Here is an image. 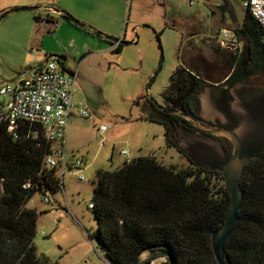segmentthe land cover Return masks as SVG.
<instances>
[{"label":"rangeland","instance_id":"1","mask_svg":"<svg viewBox=\"0 0 264 264\" xmlns=\"http://www.w3.org/2000/svg\"><path fill=\"white\" fill-rule=\"evenodd\" d=\"M18 6L35 8L0 17V83L18 82L21 72L44 63L49 53H66V64L74 74V107L67 120L65 152L85 163L80 171H65L63 177L58 173L71 213L66 212L61 188L49 195L48 203L40 192L27 202L39 214L33 244L47 262L108 264L97 240L90 236L96 221L88 204L97 170H114L141 155H154L164 165L189 163L186 155L166 144L163 126L145 116L148 102L163 103L161 93L192 44L214 73L208 75L200 67V75L208 80L198 94L202 120L194 122L193 134L178 131V147L199 164L198 154H214L219 142L226 141L228 154L233 152V136L228 131L242 137L246 128V133L260 127L264 131V122L256 119L264 116L262 73L228 86L224 100L214 103L213 99V81L222 72L228 73L230 66L221 64L223 56L216 57L209 46L216 45L218 36L234 35L232 30L240 26L246 9L242 0H0V16ZM60 7L79 22L84 20L87 30L67 23L58 27L62 16L56 10ZM222 29L230 31L227 37ZM108 37L125 41L119 52L112 50L115 42L110 43ZM233 40L221 46L226 57L237 56L243 49L244 39ZM93 48L99 51L80 55L81 50ZM7 98L0 94V103ZM78 109L89 116L81 117ZM221 122L233 124L232 129L221 127ZM102 125L105 131H100ZM79 175L85 179L79 180ZM153 260V264L166 262Z\"/></svg>","mask_w":264,"mask_h":264},{"label":"trees","instance_id":"2","mask_svg":"<svg viewBox=\"0 0 264 264\" xmlns=\"http://www.w3.org/2000/svg\"><path fill=\"white\" fill-rule=\"evenodd\" d=\"M61 16L85 29L83 22H73L67 12ZM232 31L234 37L245 40L237 56L226 57V50L218 43L209 46L230 66L220 83L224 93L250 74L264 75L261 24L245 9L242 23ZM107 39L110 43L118 41L112 48L115 52L125 43L122 38ZM190 47L195 55L196 48ZM64 59L62 53L46 55V60L58 64H64ZM206 84L198 63L185 58L172 71L169 85L161 93L163 103L150 101L146 107L145 119L163 126L166 144L186 155L187 165H164L154 155H141L114 170H97L89 202L96 228L90 236L97 240L108 264H131L138 254L152 247L169 249L173 264L218 263L210 234L227 216L231 200L227 183L221 172L206 170L193 161L175 140L178 131L195 133L194 122L202 120L198 94ZM34 131L38 132L35 137ZM15 132V136L8 132V124L0 119V264H58L36 253L33 239L39 214L27 205L37 192L50 195L64 189L58 168L44 164L52 145L38 124L22 122ZM240 183L237 226L225 240L223 253L230 264H264V144L248 161Z\"/></svg>","mask_w":264,"mask_h":264},{"label":"built area","instance_id":"3","mask_svg":"<svg viewBox=\"0 0 264 264\" xmlns=\"http://www.w3.org/2000/svg\"><path fill=\"white\" fill-rule=\"evenodd\" d=\"M243 6L257 19L264 29V0H242ZM223 35L227 37L229 30L222 29ZM220 46L233 43L234 35L225 39L217 37ZM118 41L115 42V45ZM22 77L15 83H0L1 96L8 97L4 103H0V119L8 124V132L16 135L15 128L22 122L32 125L38 124L44 137L51 143V153L46 155L44 161L47 167H57L62 172L72 171L74 168L82 169L84 160L67 157L65 148V132L67 130V120L74 107L73 84L74 74L67 75L61 71L54 61L46 60L39 66H31L21 72ZM77 113L81 117H88L89 113L84 109H78ZM106 126L102 125L100 131H105ZM37 131L33 132V137L37 136ZM122 153L129 155L126 150ZM79 180H84L83 175L78 176ZM63 200L67 213H71L69 204L64 197ZM43 200L49 202V194L45 193ZM88 207H92L91 203ZM151 260L148 264H152Z\"/></svg>","mask_w":264,"mask_h":264},{"label":"water","instance_id":"4","mask_svg":"<svg viewBox=\"0 0 264 264\" xmlns=\"http://www.w3.org/2000/svg\"><path fill=\"white\" fill-rule=\"evenodd\" d=\"M35 6H18L11 8L8 11H15V10H25V9H34ZM8 11L2 13V16L8 13ZM73 22L79 23L78 20L72 17ZM65 74L73 75L72 73L68 72L64 69ZM228 131V130H227ZM229 134L233 137V152H231L229 158L222 162V161H212L213 167L212 170H216L221 172L224 180L226 181V186L228 192L230 194L231 200H229L228 205V213L225 217L224 223L215 228L211 231L210 239L212 244L213 253L217 259V264H230L223 253L224 243L227 237L237 226V216L238 210L240 208L241 200H242V192H241V183L240 177L245 169L248 161L258 152L261 146L264 144L263 141L256 143L255 145H251L249 148L245 150L244 153L239 155V142L238 136L233 134L231 131ZM143 254H147L145 258L141 256ZM153 258H164L166 260L165 264H173L174 260L171 255V251L169 249H157L152 247L148 250H145L138 254L131 264H141L143 261L150 260Z\"/></svg>","mask_w":264,"mask_h":264},{"label":"flooded vegetation","instance_id":"5","mask_svg":"<svg viewBox=\"0 0 264 264\" xmlns=\"http://www.w3.org/2000/svg\"><path fill=\"white\" fill-rule=\"evenodd\" d=\"M220 54H215L216 57H218ZM188 60L193 61V63H198V65L201 67L202 65L205 67V71H207L208 75H211L212 73H214V70H210V68L208 67L207 61L204 59L203 57V53H201V51L199 50L194 56L192 55L191 57H186ZM220 62V61H219ZM221 64L224 65V62H221ZM216 65V64H213ZM61 69V71L64 72V65L63 64H59L58 65ZM224 73H221V76L218 78L220 80H218L217 82H213L214 84H212L213 86H215V90L213 93V99H214V103L216 101H222L224 100L223 97H225V93L223 92L224 87H222L220 85V83H222L223 81H225L226 77H224L223 75ZM223 75V76H222ZM245 78L239 79L236 82H240L241 84L244 81ZM208 82V80H207ZM234 82V83H236ZM233 83V84H234ZM226 88V86H225ZM239 94H240V90H238ZM240 96L244 99V96L240 94ZM247 99H250L248 97H245ZM248 101V100H245ZM247 104V103H246ZM248 105V104H247ZM254 116V115H253ZM256 118V117H255ZM259 119L261 122L260 124L264 122V116H262V118H256ZM221 127L226 128V129H232L233 124H229V122H221L219 124ZM247 131V128H246ZM246 131L244 132L243 135H245V137L239 136L237 132H235V134L238 136V142H239V154L241 155L242 153L245 152V150L247 148H249L251 145H255L256 143L260 142V141H264V131L262 130V128H258L257 130H255L253 133H250L249 131L246 133ZM182 132V131H180ZM243 133V132H242ZM224 141V140H223ZM200 143V142H198ZM189 148L191 149L193 147L192 143H189ZM198 145H202V144H197ZM216 152L214 154H210V155H206V154H198L197 156V160L199 161V164H201L202 166L205 167L206 170H212L213 167V163L212 161H226L229 158V154H228V149H227V143L226 141H224V143L219 142L216 145Z\"/></svg>","mask_w":264,"mask_h":264},{"label":"crops","instance_id":"6","mask_svg":"<svg viewBox=\"0 0 264 264\" xmlns=\"http://www.w3.org/2000/svg\"><path fill=\"white\" fill-rule=\"evenodd\" d=\"M56 11H59V13H60V15H61V13L62 12H68L67 11V8H65V7H60L58 10H56ZM75 16V15H74ZM78 18H82V17H78ZM84 21V20H83ZM83 21H81V22H83ZM57 26L58 27H60L62 24H64V23H67V20L66 19H64L63 17L60 19V20H58L57 21ZM68 25H70L71 26V24H69V23H67ZM84 24V23H83ZM85 26V25H84ZM76 27V26H75ZM76 28H78V27H76ZM82 29V28H81ZM85 29H86V27H85ZM85 29H84V31H85ZM83 30V29H82ZM87 30V29H86ZM193 45V44H192ZM95 50L96 51H99V49L98 48H93L92 50H85V51H82L81 50V56L83 57L86 53H91V52H95ZM101 50V49H100ZM195 50H193L192 49V47H190L188 50H187V54H186V56H191V55H193L192 54V52H194ZM62 54H64L65 56H66V53H62ZM186 56H185V58H186ZM189 58V57H188ZM45 61H46V59H45ZM43 63V62H42ZM42 63H40V64H36L35 66H39V65H41ZM64 69L65 70H67L68 72H70V73H72L73 74V72H71V70L70 69H68V66H67V64H66V61H65V59H64ZM19 80V79H18ZM147 256V254H143L141 257L142 258H145ZM164 259V258H163ZM154 261V260H153ZM153 261H152V264H153ZM164 262V261H163ZM163 262H161L160 264H163Z\"/></svg>","mask_w":264,"mask_h":264}]
</instances>
